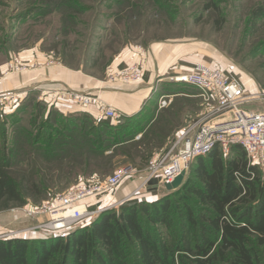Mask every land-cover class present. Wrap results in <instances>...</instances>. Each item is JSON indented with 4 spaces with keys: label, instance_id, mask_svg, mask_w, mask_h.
I'll return each instance as SVG.
<instances>
[{
    "label": "trees",
    "instance_id": "16d2710c",
    "mask_svg": "<svg viewBox=\"0 0 264 264\" xmlns=\"http://www.w3.org/2000/svg\"><path fill=\"white\" fill-rule=\"evenodd\" d=\"M212 1L203 10L212 9L220 26L221 13ZM252 16H264V3ZM103 55L101 50L99 56ZM196 92L192 95L200 100ZM36 98V93H29L0 120V209L24 203V192L43 196L47 189L36 164L29 172L23 170L25 174L7 173L14 165H30L34 156L46 161L62 158L73 149L86 153L88 173L106 174L111 170V148L103 143L117 145L134 134L136 116L117 124L95 123L88 113L63 116ZM176 104L171 110L195 107L185 100ZM13 129L18 148L7 151ZM24 136L29 144L20 148ZM77 137L88 147L75 148ZM121 153L129 156L125 150ZM151 155L141 161L143 166ZM152 194L154 199H128L98 213L89 225L62 233L0 239V264H264V180L258 167L248 165L240 146L231 147L227 156L215 147L193 161L177 189Z\"/></svg>",
    "mask_w": 264,
    "mask_h": 264
},
{
    "label": "rangeland",
    "instance_id": "374dc122",
    "mask_svg": "<svg viewBox=\"0 0 264 264\" xmlns=\"http://www.w3.org/2000/svg\"><path fill=\"white\" fill-rule=\"evenodd\" d=\"M208 1L0 0V62L6 61L10 53H18L25 48L38 45L46 51H52L58 59L71 66L86 68L95 66L99 70L107 66L108 57L109 60L112 59L127 45L197 41L202 47L204 64L222 70L238 83L245 78L251 79L264 92V16L261 19H254L252 16V12L260 8L264 0H213L212 2L221 13L218 17L220 26L215 23L217 16L212 9L203 10L204 4ZM101 50H104L105 55L99 56ZM96 58H99L97 63L94 61ZM163 83L167 84H163L167 86V94H174V96L171 95L167 106L162 109L153 106L157 100V96H153L148 106L151 109L145 110L141 117H135L133 136L118 140L117 145L103 143L105 148H111L107 151L108 156L106 155L111 158V170L108 173H88L86 167H89L87 166L89 161L86 153L83 150L75 153L73 149H69L67 155L62 158L46 161L34 156L30 165L28 163L23 164V167L14 165L7 170L9 174H16V172L25 174L30 171L29 168L33 164H36L43 171L41 178L47 189L43 196L24 192L26 195L24 203L1 208L0 233L34 225L36 220H30L23 213L25 205H41L62 196L69 188L80 183L97 182L119 169L126 171L125 179L121 184L127 181L129 183L141 176L145 178L150 160L156 157V154L161 158L170 151L178 132L192 121L191 115L186 111L187 108L180 111L178 107L174 110L171 108L181 100L187 103L188 101L197 102L198 115L205 108L201 100L191 101L192 99L182 96H194L192 93H197L194 88L174 86L167 80ZM178 105L179 103L176 104ZM249 109L255 111L253 108ZM10 115L0 112L2 117L0 120ZM14 130L16 129H13L12 135L8 137L10 145L6 148L7 151L10 148H18L14 143V134L17 132ZM22 135H24L23 132L17 133L18 138H22ZM42 138L44 140L45 137ZM77 141L79 143L75 144V148L88 147V145L84 146L83 141H80L78 137ZM27 142L24 136L20 148H27L26 145L29 144ZM114 150L118 154L113 155ZM123 150L128 152L127 158L121 153ZM150 153H152L151 157L143 166L141 161ZM20 155L19 151L18 156ZM18 156H15V162L18 161ZM21 157L24 156L21 155ZM96 162L99 161H91V165ZM130 195L131 193L125 198ZM151 195L153 194L142 189L139 194L131 198L154 199L155 195ZM106 199L102 203L91 205L88 211H96L108 206ZM21 218L24 221H20ZM93 218L92 215L87 216L80 225H89ZM47 221L48 216H42L36 223ZM42 234L34 233L33 235Z\"/></svg>",
    "mask_w": 264,
    "mask_h": 264
},
{
    "label": "built area",
    "instance_id": "2783aa9c",
    "mask_svg": "<svg viewBox=\"0 0 264 264\" xmlns=\"http://www.w3.org/2000/svg\"><path fill=\"white\" fill-rule=\"evenodd\" d=\"M16 61V59L14 60ZM14 70L23 66L15 62L10 65ZM143 65H132L122 70L107 69V80L110 83L132 85L143 80ZM163 80V79H161ZM164 80L172 84L188 85L198 91V97L205 108L198 118L182 128L177 135L173 147L165 155L154 157L149 162L148 172L141 185L127 198L108 206L88 211L90 203H98L102 196L110 195L125 179V169L97 182H87L69 188L62 196L51 199L41 205L27 204L23 213L34 221L48 216V221L10 232H1L0 239L43 233L40 237L58 234L75 228L89 215L116 208L144 189L150 182L158 178L161 183L171 182L182 172L188 171L193 161L209 154L218 147L224 156L229 155L231 147L240 146L249 166L264 170V111L250 110L252 106L264 105V92L251 93L240 83L232 79L218 68L206 64H195L184 74L168 76ZM27 93L10 92L0 98V112L12 114L22 103ZM171 97H161L157 107L162 109L170 102ZM37 101L48 108L61 112L65 116L73 113L61 109L67 105H75L79 110L88 113L95 122L109 120L119 123L123 116L114 108L102 101L98 95L75 92L67 89L41 90ZM66 108V107H65ZM90 199V202L86 200ZM38 236V235H37Z\"/></svg>",
    "mask_w": 264,
    "mask_h": 264
},
{
    "label": "crops",
    "instance_id": "0c3cea01",
    "mask_svg": "<svg viewBox=\"0 0 264 264\" xmlns=\"http://www.w3.org/2000/svg\"><path fill=\"white\" fill-rule=\"evenodd\" d=\"M15 59L16 61H14ZM203 59L202 47L197 41L149 42L144 45L125 46L112 57L107 66L98 70L95 66L87 68L84 66H71L58 59L52 51H46L35 45V47L25 48L18 53H10L7 55L6 61L0 62V96L10 92H22L27 93V95L34 92L38 96L41 90L67 89L98 95L102 101L114 108L123 118L141 117L144 112L151 109L148 106L153 96H157V100L153 104L156 107L161 97L174 96V94H167V86H163V84L167 85L163 83L165 78L187 73L195 64H202ZM15 62L20 63L23 68L18 71L11 68L10 65ZM139 64L143 65L145 69V75L141 82L132 85L108 82V68L117 71ZM160 79L163 80L159 81ZM240 84L246 91L251 93L262 90L257 83L248 78L240 80ZM171 85L180 86L181 84ZM182 96L186 99H192L191 101L196 98L189 95ZM194 104L195 107L187 111L191 115L190 120L192 121L196 120L201 113L199 115L196 113L198 104L197 102H194ZM65 107L61 108L62 110L66 109L63 111L64 113L69 112L76 115L83 112L75 105ZM250 108L264 111V105H255ZM155 156L158 157V154ZM261 173L264 179V170H261ZM143 180L144 177L141 176L131 181L132 183L130 181L129 183H127L128 181L124 182L110 195L100 197L98 203H102L105 198H107L108 204L124 199L138 188ZM161 185L162 183H160L159 191L162 189ZM147 191L151 194L159 193V191L154 190ZM91 205H95L94 202H91Z\"/></svg>",
    "mask_w": 264,
    "mask_h": 264
},
{
    "label": "water",
    "instance_id": "95a60500",
    "mask_svg": "<svg viewBox=\"0 0 264 264\" xmlns=\"http://www.w3.org/2000/svg\"><path fill=\"white\" fill-rule=\"evenodd\" d=\"M185 176H186V172H182L180 175H178L171 182H163L161 185V188H163L166 191L175 190L181 185ZM160 183H161V181L158 178L152 179L147 190L159 191Z\"/></svg>",
    "mask_w": 264,
    "mask_h": 264
}]
</instances>
